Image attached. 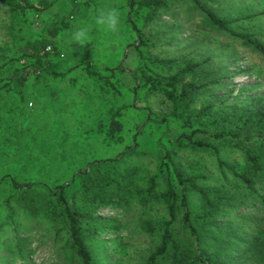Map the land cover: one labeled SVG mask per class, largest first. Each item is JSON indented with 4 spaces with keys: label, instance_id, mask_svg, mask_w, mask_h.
Instances as JSON below:
<instances>
[{
    "label": "rangeland",
    "instance_id": "374dc122",
    "mask_svg": "<svg viewBox=\"0 0 264 264\" xmlns=\"http://www.w3.org/2000/svg\"><path fill=\"white\" fill-rule=\"evenodd\" d=\"M28 1L34 8L25 11L0 1V87L22 69L18 61L30 51L29 42L53 40L59 57H50L53 65L43 77L28 80V107L8 94L0 99V115L7 120L5 129L0 128V264H81L71 251L65 222L47 207L53 189L64 183L71 184L68 198L78 206L103 193L127 206L96 212L107 227L97 240L88 241L96 264H142L159 242L163 221L170 218L163 199L144 196L151 182L153 194L173 183L179 201L185 195L193 215L205 211L200 193L178 184L166 170L159 141L164 132L170 133L167 148L183 174L198 178L222 208L237 207L216 217L223 233L208 231L203 251L223 264H264V208L238 177L248 167L249 153L264 164V54L208 25L202 10L204 6L231 20L228 30L251 34L264 44V0H198L201 6L192 0H166L151 18L142 19V39L131 23L126 25L133 0ZM106 10L118 13L115 32L97 23ZM80 30L88 37L85 44L72 38ZM142 41L153 59L175 60L171 66L160 63L165 75L189 62L201 64L183 80L203 84L187 111L192 127L174 120L173 105L162 93L139 88ZM86 50L90 64L113 87L85 74L78 53ZM10 110L15 112L7 115ZM116 112L123 142L107 135ZM12 178L22 187L32 184L28 193L35 214L28 215L29 201L18 196ZM84 184L86 193H80ZM218 192L225 201L215 198ZM182 210L176 212L180 230Z\"/></svg>",
    "mask_w": 264,
    "mask_h": 264
},
{
    "label": "trees",
    "instance_id": "16d2710c",
    "mask_svg": "<svg viewBox=\"0 0 264 264\" xmlns=\"http://www.w3.org/2000/svg\"><path fill=\"white\" fill-rule=\"evenodd\" d=\"M2 3L11 6L13 10H23L34 8L29 4L28 0H0ZM198 6L201 4L198 0H192ZM46 6L49 5L46 1H43ZM166 0H133L132 1V18H127V24L131 23V30L135 35L141 34L140 24L143 20L151 18L156 11L166 5ZM206 17L207 24L218 28L219 30L229 31L233 37L241 39L251 45L257 50L264 54V44L258 39L254 38L251 34L240 33L234 30H228L231 20L223 19L219 17L215 12L210 9L202 7ZM143 23V22H142ZM145 41L138 47L139 49V64L136 70L137 79H140L139 88L152 93H162L168 102L173 105L172 116L174 120H182L184 124L182 127H192L193 118L187 114V111L191 107L194 99L193 95L199 90L203 84H198L197 81H183L185 76L191 72H194L196 68L200 67L201 64L197 62H189L182 66V68L175 74L165 75L160 71V63L165 62L169 66L175 60H159L153 59L144 49ZM30 51L24 52L19 64L22 65V69H16L12 77L2 87H0V99L3 98L4 94H8L10 99H18L19 105L28 107L27 102L31 96L28 93V80L32 77H43L45 73L53 65L52 56H58V44L57 42L48 38H37L34 41L28 43ZM51 47L50 51L47 48ZM76 50V48H75ZM54 51V52H52ZM54 53V55H52ZM91 53L86 50L81 56L78 53L79 63L82 65V69L90 77H96L97 81L104 82L106 85L113 87L111 79H107L96 70L95 65L90 64ZM18 60V59H17ZM18 64V65H19ZM75 68H71L69 72H72ZM25 105H24V104ZM8 105L6 104L5 107ZM0 105V112H1ZM15 110H10L7 115H11ZM119 112L114 113L110 117L107 123V135L111 139H115L118 142H123L124 137L120 134L123 130V124L118 118ZM6 119L0 115V128L5 129ZM179 137V136H178ZM177 137V140L179 139ZM181 137V136H180ZM160 143L164 147V166L167 171L173 174L178 184L182 186H189L193 190L200 193L205 211L202 214L193 215L188 207V200L185 195L182 197V201H179V192L171 183L168 189L161 194H153L155 185L151 182V187L148 189L146 195H153L163 199L169 208L170 218L163 221L160 232L161 236L159 242L156 244L155 249L147 256L142 264H223L216 258L214 259L210 254H206V250L203 247L204 241L206 240V234L208 231H217L223 233L220 225L216 222V217L220 216L230 209L237 207L226 206L221 207L218 205L212 197L211 193L203 188L198 178L194 176H186L175 164L171 151L167 148L170 141V133L164 132L160 137ZM194 144H200V142L192 141ZM261 158L257 154L249 153L247 155L248 167L244 169L243 173H238V177L242 179L245 188L248 189L253 196H255L262 203L264 208V164L261 163ZM223 165V164H221ZM3 179H7V175L3 176ZM10 181L12 187L17 190L18 196L24 197L29 201L25 204L28 211V215H33L34 203L32 194L28 193L29 188L32 184L25 183V186H20L17 180ZM1 181V180H0ZM83 187V186H82ZM71 184L64 183L57 185L53 189V200L48 211L51 215H56L63 219L67 229L69 240L71 242V251L81 261V264H96L92 250L89 247L88 241L97 240L100 235L107 231V227L104 226L105 222L96 217V212L102 207H114V208H125L124 203L119 202L117 196H107L110 193H103L100 197L91 204L84 202L82 206L75 204L74 200H69ZM77 189H80L79 187ZM86 185L81 188L80 193H86ZM118 194V193H116ZM215 198L219 202L226 200V197L221 193H215ZM4 208L3 206H1ZM184 209L183 211V228L179 229L176 224L177 209ZM11 209V214L14 213V208ZM123 214V212L121 213ZM195 219V221L193 220ZM151 221H146L145 225L151 228ZM196 223H200V226ZM222 231V232H221ZM236 238V236H234ZM222 244H228L226 239L222 240ZM264 262V257L263 260Z\"/></svg>",
    "mask_w": 264,
    "mask_h": 264
},
{
    "label": "clouds",
    "instance_id": "9594fccd",
    "mask_svg": "<svg viewBox=\"0 0 264 264\" xmlns=\"http://www.w3.org/2000/svg\"><path fill=\"white\" fill-rule=\"evenodd\" d=\"M97 23L103 25L106 31L115 32L118 29V13L106 10L105 13L101 14ZM72 38L78 44H85L88 42V37L83 30L77 31Z\"/></svg>",
    "mask_w": 264,
    "mask_h": 264
},
{
    "label": "built area",
    "instance_id": "2783aa9c",
    "mask_svg": "<svg viewBox=\"0 0 264 264\" xmlns=\"http://www.w3.org/2000/svg\"><path fill=\"white\" fill-rule=\"evenodd\" d=\"M50 50H51V47H48V48H47V51H50Z\"/></svg>",
    "mask_w": 264,
    "mask_h": 264
}]
</instances>
